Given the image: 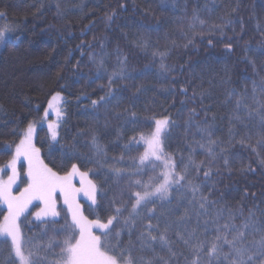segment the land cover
Masks as SVG:
<instances>
[{
  "label": "trees",
  "instance_id": "trees-1",
  "mask_svg": "<svg viewBox=\"0 0 264 264\" xmlns=\"http://www.w3.org/2000/svg\"><path fill=\"white\" fill-rule=\"evenodd\" d=\"M121 4L124 8H120ZM194 7L205 24L201 28L197 23L191 32L188 20L181 18L185 17L184 9L190 17ZM113 11L114 20L106 21V14ZM0 12L4 13L0 27L10 28L0 40V168L11 159L29 122H34L35 147L40 149V158L48 167L65 175L77 163L82 172H97L88 178L103 185L108 168L95 162L98 157L88 160L92 156L91 136H98L109 160L118 158L131 137L140 140L141 133L147 135L154 127L152 120L163 115H169L178 125L170 129L165 150L174 153L182 167L187 162V143L200 139L197 123L185 125L189 109L197 110L194 119L201 122V127L205 120L213 126L214 139L228 141L232 105L222 103L225 89L240 92L247 87L250 92L251 81L259 77L248 59L255 61L258 70L264 64V55L259 51L264 49V0H0ZM139 40H146L147 46H137ZM227 43L232 44L231 52L225 49ZM248 48L257 51L246 53ZM165 50L167 71L161 70L160 57L153 56V52ZM124 58L126 71L135 79H116L109 85V75L121 67L119 61ZM146 66V74L139 75ZM141 85L144 91L132 99L136 87ZM109 87L124 97L120 106L108 105L107 110L104 105L93 107L92 100L106 95ZM57 92L63 97L64 112L59 143L51 140L48 130L53 116L44 119V110ZM132 113L136 114V123L130 122ZM246 123L251 127V122ZM236 128L238 133L248 131L243 125ZM239 138L238 134L230 146L222 145L227 149L223 155L228 158V165L223 158L217 161L204 193L208 194L211 188L210 198L221 202L217 207H243L247 214L250 208L264 210V153L257 155L241 145ZM73 143L75 154L65 156L63 153L71 151ZM146 147L141 140L126 152L125 163L139 157ZM206 158L197 147L196 162ZM20 172L28 182L27 167L22 166ZM148 175L143 179L147 180ZM203 179L201 172L200 180ZM57 197L59 224L48 225L49 229L63 225L67 216L58 194ZM82 205L90 218L108 214L104 210L106 201L95 213L90 211L89 203L82 201ZM34 210L32 206L26 218L22 217L21 228L26 237L38 234L44 227L35 221ZM4 214L0 205V221ZM127 242L125 235L124 243ZM157 250L159 255H165L158 246ZM7 257V249L0 245V264H7Z\"/></svg>",
  "mask_w": 264,
  "mask_h": 264
},
{
  "label": "snow or ice",
  "instance_id": "snow-or-ice-1",
  "mask_svg": "<svg viewBox=\"0 0 264 264\" xmlns=\"http://www.w3.org/2000/svg\"><path fill=\"white\" fill-rule=\"evenodd\" d=\"M120 8H124V5L121 4ZM184 11L185 17L181 19L188 20L189 31L194 32L197 23L201 28L204 26L205 21L200 19L197 8L192 9L190 17L186 9ZM3 16L4 13L0 12V18ZM115 16L116 12L113 11L106 14L105 19L111 22ZM8 31L9 27H0V40L5 38ZM181 31L188 38V32H184L183 28ZM188 42L191 43V40ZM136 43L140 47L147 46L146 40ZM225 49L231 52L232 44H225ZM255 51L246 49V53ZM259 51L264 55V49ZM157 55L161 70L167 71L168 66L164 63L167 50L153 52L154 57ZM119 63L121 67L108 77L109 85L116 79H135L124 67L126 58ZM248 63L259 77V80L251 81V91L247 87L240 92L235 88L225 89L222 103L232 105L228 141L218 137L214 139L213 126L205 120L201 127V122L194 119L198 115L197 110L189 109L185 125L197 123L200 139L187 143L185 138L188 156L182 167L175 154L165 150L170 129L178 126L169 115L152 120L154 127L147 135L141 133L140 140L131 137L124 145V152L111 160L102 150L98 136H91L92 156L88 160L92 162L93 156L98 157L95 162L101 168H108L103 185L88 178L98 175L97 172L93 169L82 172L77 163H73L71 170L63 176L48 167L40 158V149L32 142L35 123L29 122L7 164L12 174L7 181L0 179V203L7 207L0 221V245L8 251L7 264H181V258L183 264H264V210L250 208L245 214L243 207L235 210L226 206L217 207L221 202L210 198L212 189L209 188L208 194L204 193L217 161L223 158L225 166L228 165V158L223 155L227 149L222 145L230 146L238 134L241 145L251 148L257 155L264 153V75H261L264 64L258 70L254 60L248 59ZM100 65H103L102 59ZM147 71L146 66L139 75H145ZM224 72L227 76L226 62ZM243 79L247 81L248 78ZM142 91L143 86H137L132 99L138 98ZM181 92L186 94L187 90L182 88ZM203 96L204 93H201L202 99ZM123 100V96L117 95L109 87L106 95L92 100L91 104L93 107L104 105L107 110L108 105L119 107ZM62 103L63 97L57 92L44 110V119L53 111L57 117L55 121L48 122L49 134L55 143L60 142L59 128L64 119ZM135 115L132 113L131 123L137 122ZM212 119L215 120L214 115ZM246 121L251 122V127ZM236 125H243L248 131L238 133ZM254 138L255 144L252 143ZM141 140L147 144L144 153L125 163L126 152ZM70 147L72 150L64 152L65 156L75 154V143ZM197 147L205 153V160L196 162L194 159ZM20 157L28 164V183L16 195L13 185L18 176L16 163ZM149 172L151 175H148ZM201 172L203 180H200ZM77 175L80 177L79 188L72 183ZM145 175H148L147 180L143 179ZM57 193L67 207V216L63 225L49 229L48 225L59 224L61 212ZM81 193L90 202L93 213L106 201L104 210L108 214H97L94 218L85 215L84 207L77 199V194ZM33 201L39 202L38 210L33 213L35 221L44 227L38 234L26 237L21 228L22 217L26 218L25 214ZM125 235L128 237L127 244L124 243ZM61 236L63 238L58 239ZM157 246L159 252L165 255H159ZM57 248L59 252H55Z\"/></svg>",
  "mask_w": 264,
  "mask_h": 264
},
{
  "label": "rangeland",
  "instance_id": "rangeland-1",
  "mask_svg": "<svg viewBox=\"0 0 264 264\" xmlns=\"http://www.w3.org/2000/svg\"><path fill=\"white\" fill-rule=\"evenodd\" d=\"M54 96V95H53ZM52 113H54V114H52ZM50 115L51 116H53V121H55L56 119H57V117H56V115H55V112L53 111ZM34 138H35V132H34V134H33V139H32V142H33V144L35 145V143H34ZM14 153H15V151H14ZM14 153H13V155H14ZM12 155V156H13ZM12 158V157H11ZM11 160V159H10ZM8 164V163H7ZM7 164L5 165V166H2L1 168H0V179H2V180H4V181H7V179H8V176L9 175H11L12 174V170L10 169V168H8L7 167ZM22 166H26L27 168H28V164H27V161L23 158V157H20L18 160H17V163H16V171H17V173H18V176H17V179H16V182H15V184L13 185V192H14V194H16V195H18L19 194V192L23 189V188H25L26 186H27V183L28 182H26L25 180H26V178H22L21 177V172H20V170H21V168H22ZM61 176H63V175H61ZM72 183H73V185L75 186V187H77V188H79L80 187V177H79V175H77V176H75L74 178H73V180H72ZM58 195H59V193H57ZM77 199H78V201L82 204V201H85V202H87V203H89L90 204V202L89 201H87L86 200V198L83 196V194L81 193V194H77ZM61 200H62V204H63V206L66 208V210H67V207L64 205V203H63V199L61 198ZM0 205L5 209V213L7 212V207H6V205H4V204H2V203H0ZM32 206H35V212L38 210V207H39V202L38 201H33V204L32 205H29V210H31V208H32ZM28 210V211H29ZM34 212V213H35ZM2 220H3V218H2ZM1 220V221H2Z\"/></svg>",
  "mask_w": 264,
  "mask_h": 264
}]
</instances>
